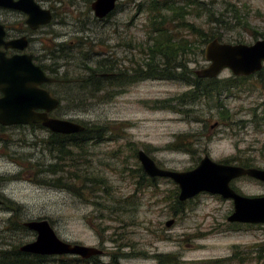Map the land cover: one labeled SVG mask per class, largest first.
Returning <instances> with one entry per match:
<instances>
[{
    "label": "rangeland",
    "instance_id": "1",
    "mask_svg": "<svg viewBox=\"0 0 264 264\" xmlns=\"http://www.w3.org/2000/svg\"><path fill=\"white\" fill-rule=\"evenodd\" d=\"M35 1L53 11L52 26L40 43L41 55L49 54L42 62L45 69L52 63L60 69L61 82L50 87L61 101L53 116L104 132L98 140L89 133L91 140L81 149L68 143L67 152L59 154L41 125L0 129V250L33 241L36 234L23 223L45 219L61 240L101 249L100 264L113 256L119 264H156L168 255L183 264H264V225L228 223L233 204L218 195L201 193L178 205V186L145 176L137 156L142 150L159 168L178 172L193 169L205 155L218 163L264 168V69L234 81L217 101L204 96L191 102L184 95L193 86L180 74L208 65L203 44L187 52L196 54L185 58V70L172 72L173 80L135 75L121 91L111 79L91 94L79 80L86 77V67L111 60L117 21H131L133 42L148 46L150 15L138 7L147 0H120L103 20L91 10L95 0ZM190 1L198 4L197 17L180 23L193 24L197 32L226 43L264 39V0ZM4 21L10 27L22 18L0 9ZM173 31L197 37L186 27ZM134 54L136 69L148 63L152 71L163 66L150 52L144 56L135 49ZM87 58L91 63L86 66ZM187 78L195 81L193 73ZM233 78L224 70L218 79ZM230 186L243 196H264V183L249 177ZM61 258L77 257L49 256L42 264H59Z\"/></svg>",
    "mask_w": 264,
    "mask_h": 264
},
{
    "label": "water",
    "instance_id": "2",
    "mask_svg": "<svg viewBox=\"0 0 264 264\" xmlns=\"http://www.w3.org/2000/svg\"><path fill=\"white\" fill-rule=\"evenodd\" d=\"M119 0H95L91 4L94 16L105 19L115 9ZM0 8L22 11L27 14V23L35 27L47 24L52 16L49 10L42 9L34 0H0ZM4 27L0 24V125L40 124L53 134L72 135L84 131V127L70 120L50 118L48 113L57 109L60 101L39 86L54 83L41 67L32 62L28 54L7 57L4 50L24 51L25 38L6 41ZM3 48V50H2ZM207 66L197 70L199 78L215 79L224 70L235 77H249L264 68V39L251 45L229 44L214 39L203 50ZM38 111H42L39 113ZM138 160L144 173L151 179L167 178L179 189L178 200L185 202L201 193L218 195L233 204V211L227 217L228 223L264 225V196H243L237 193L230 183L242 177H249L264 183V168H244L237 165L218 163L205 155L191 170L178 172L159 168L142 150ZM2 200L0 199V205ZM173 220L166 223L167 227ZM24 227L34 231L33 242L20 247L22 253L51 256H76L81 259L99 257L103 251L77 243H69L57 237L47 220L28 221Z\"/></svg>",
    "mask_w": 264,
    "mask_h": 264
},
{
    "label": "trees",
    "instance_id": "3",
    "mask_svg": "<svg viewBox=\"0 0 264 264\" xmlns=\"http://www.w3.org/2000/svg\"><path fill=\"white\" fill-rule=\"evenodd\" d=\"M86 2H92L93 0H85ZM146 7L149 13V22L152 28V31L149 35L150 40V53L154 57H158L161 59L164 69L161 73H155L154 71H150L149 75L146 78H162L169 79L172 77V73L168 71L171 66H173L172 62L181 57L177 65L182 69L186 64L187 52L191 50L199 49V46L208 43L212 39H219V37L213 36L212 33L203 31H196L194 25L180 23L186 20L187 16L195 15L197 17V9L198 4L194 1L190 0H147L146 3L139 4V9ZM186 27L190 31V35H196V39H187L181 34H174L173 29H179ZM195 53V52H191ZM196 54V53H195ZM91 63L90 59L87 58V64ZM172 64V65H171ZM111 60H101L94 62L93 67H86L87 75L82 81L79 80L80 84L85 86L86 89L90 88V93L93 91L98 93L105 89L107 86L103 84V81L111 80L110 78H99L96 77V74L106 73L111 71ZM261 73V71L259 72ZM140 78V77H138ZM137 79V78H136ZM246 77H237L232 80H219V79H210V80H202L197 79L196 81H188L185 79L183 75L182 80L187 81L189 85L193 86V89L186 93L184 97H189L188 100L191 102L197 101L201 97H210L211 99L219 100L220 94L223 93L226 89L230 87V85L234 81H244L247 80ZM193 82V84H191ZM218 104H220L218 102ZM94 130L96 132H94ZM104 132L103 128L91 127L85 129V131L78 135H59V134H50V138L54 141V143L49 142V146H51L57 153L63 154L66 151V146L69 144H73L76 148L82 147L83 143L87 140H91V136H88L89 133H95V137L93 140H98L102 133ZM226 163V162H225ZM228 164V162L226 163ZM57 166V165H56ZM55 166V168H56ZM244 168H250L252 165L250 164H242ZM53 168V167H52ZM49 172L55 173L56 170H49ZM145 175V174H144ZM147 176V175H145ZM145 179L144 177H142ZM57 183L56 185H58ZM60 185V184H59ZM64 187V186H63ZM178 205H182L181 202L177 201ZM22 227V226H20ZM100 264L98 263L96 257L82 260L79 257L71 258L66 261L64 258L60 259L59 264ZM218 261H215L216 263ZM0 264H42V259L30 255H24L18 251L15 247L10 251L0 250ZM108 264H119L117 256H113L111 261ZM156 264H183L178 259L172 255L168 256H160Z\"/></svg>",
    "mask_w": 264,
    "mask_h": 264
},
{
    "label": "flooded vegetation",
    "instance_id": "4",
    "mask_svg": "<svg viewBox=\"0 0 264 264\" xmlns=\"http://www.w3.org/2000/svg\"><path fill=\"white\" fill-rule=\"evenodd\" d=\"M15 1H17V0H15ZM117 5H116L115 9L117 8ZM41 8L46 9L43 7H41ZM0 9L7 12V13H11L15 16H20L22 18V21L19 22L16 26H10L9 27L7 21L0 23L4 27V30H5V38L4 39L6 41H10V40L25 38L24 40L27 43V47L24 51L13 50V49L4 50L6 56L11 57L13 55H16V54L21 55L23 53H26V54H29L30 56H32V61L34 64L40 66L46 75L51 76L54 79H56V82H54V83L42 84L41 86H39L40 89L46 90L50 94V96L58 98L60 100L59 96L55 92H53L50 88L51 86H56V85L58 86L59 83L61 82L57 78L60 75V72H59L60 69L55 63H52V65H50L49 69L46 70L42 62L44 60H46L47 57H49V54H47V57H46L45 53L43 55H41L43 50L40 49V43L43 41L42 38H44L46 36V34L49 32V30L52 26V19H53V13L52 12L53 11L47 9L50 11V14L52 16V19L49 23L38 24L37 26L32 27L27 23L28 16L24 12L18 11V10L4 9V8H0ZM115 28H116L115 34H114L115 35L114 36L115 42H114V45L112 47V52H111V65H112L111 71L109 73L106 72V73L96 74V77H99V78H108L109 77V78H111L112 79V85L116 86L115 88H119V90L122 91L125 89L123 87L124 85L132 83L133 80L135 81V75L137 78L140 77V78H138V80L150 79V78H146V77L149 75L150 71H152V69H150V68H152L151 63L145 64L143 66L144 68L137 66V69L143 68L142 70H138V71H137L136 67H134V62H135L134 51H135V49L140 50V53L141 54L143 53V55L146 56L147 53L150 52V48H149L150 40H149L148 46L145 42L143 43V48L140 46L141 41L140 42L139 41L133 42V38L131 37V29L133 28V24L131 21L126 22L125 25L123 23H120L117 21ZM253 34L255 35L256 32H254ZM251 35H252V32L250 33V36ZM215 39H217V38H215ZM212 40H214V39H212ZM217 40L219 42H223L220 38ZM258 40H261V39H258ZM256 41L257 40H255L254 42H256ZM224 43H226V42H224ZM52 44L54 45L55 43L52 42ZM231 44H245V43L235 42V43H231ZM59 46H62V45H59ZM2 50H3V48H2ZM47 53H48V51H47ZM190 54H195V53H189V54H187V56H189ZM203 56H204V53H203ZM179 58H181V57H179ZM176 62L177 61L174 60L172 62L173 66H171L170 69L168 70L171 73L173 71L175 72V70L180 68ZM146 66H147V68H145ZM156 68H154V69H156ZM154 69H153V71L157 74L161 73L163 70H165L163 66L160 67V70H154ZM183 70H185V69H183ZM197 70H199V69H195L194 71H184V73L180 74V75H181V77L184 75L185 79L188 81H192L191 79L187 78L192 73L195 76V78H194L195 81L197 79L209 80L208 78L197 77L196 73H195ZM104 74L106 75L105 77L102 76ZM171 75H173V74H171ZM151 79H153V78H151ZM159 79H162V78H159ZM173 79L174 78H172V77L169 78V80H173ZM38 112L41 113L42 111H38ZM53 112L54 111L48 113L47 114L48 117L57 118V117L53 116V114H52ZM31 125H39V124H31ZM3 127H5V126L0 125V129H2ZM137 156H138V154H137ZM23 245H21V246H23ZM20 247L18 248V251H19ZM22 254L27 255V256L29 255V254H25V253H22ZM30 256L38 257L41 259H45L46 257H49L46 255H44V256L30 255Z\"/></svg>",
    "mask_w": 264,
    "mask_h": 264
}]
</instances>
